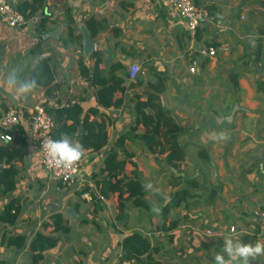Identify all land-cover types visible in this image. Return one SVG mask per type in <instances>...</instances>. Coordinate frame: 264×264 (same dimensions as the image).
Segmentation results:
<instances>
[{"label":"crops","instance_id":"crops-1","mask_svg":"<svg viewBox=\"0 0 264 264\" xmlns=\"http://www.w3.org/2000/svg\"><path fill=\"white\" fill-rule=\"evenodd\" d=\"M44 1V8L28 9L23 28L0 21V135L2 119L14 110L26 142L23 161L15 163L16 190L0 197V264H119L123 241L133 233L149 240L153 257L162 264H215L217 254L227 264H244L232 261L223 246L225 240L264 245L253 217L264 206V0H195L209 15L195 44L186 21L161 0ZM89 22L98 31L94 37ZM207 47L216 48L217 56L202 57L200 50ZM94 52H100L98 66ZM41 55L54 69L49 88L23 93L6 86L12 69L29 80ZM81 62L91 81L82 78ZM195 62L197 73L191 74ZM114 64L125 67L116 75L124 79L126 91L119 108L105 109L93 77L98 71L109 76ZM132 66L142 69L134 80ZM155 89L162 109L179 127L185 162L179 168L165 162L161 172L158 151L141 146L134 153L129 142L136 167L128 164L126 175L136 172L149 209L121 211L115 195L101 199L95 215L92 195L98 194L104 160L118 152L117 140L134 124L138 98L145 101ZM75 104L82 118L90 109L107 118L109 141L98 153L82 151L78 178L66 187L42 167L40 136L30 123L36 106ZM76 135L81 144V128ZM147 156L156 160L150 163ZM12 200L19 206L14 222L3 219ZM57 216L67 233L55 232ZM39 234L57 244L34 262L31 246ZM248 264H264V255L249 257Z\"/></svg>","mask_w":264,"mask_h":264},{"label":"trees","instance_id":"trees-1","mask_svg":"<svg viewBox=\"0 0 264 264\" xmlns=\"http://www.w3.org/2000/svg\"><path fill=\"white\" fill-rule=\"evenodd\" d=\"M44 0H32V3L24 2L19 4L17 9L26 16L28 9L38 10L44 8ZM34 6V7H33ZM41 30L44 29L45 22L40 23ZM88 28L92 36H96L98 31L92 27V22L88 23ZM73 31L69 30V37L72 40ZM35 51L40 53V45L35 47ZM41 57L38 59L29 80H35L38 88H49L53 84V72L50 67L49 58ZM93 58L95 65L101 62L100 52H94ZM81 64V76L87 81H91V72ZM95 66V67H96ZM152 70V69H151ZM118 71H125L121 64H114L109 69V76L98 71L94 74L93 80L99 87L98 102L105 109L119 108L123 102L121 95H124L126 87L124 79L116 74ZM161 84L162 80L158 81ZM161 82V83H160ZM154 90V85H150ZM49 91H47V94ZM160 94L146 93V99L143 101L139 97V103L136 109L134 124L130 130L121 135L116 142L118 152H112L103 163L100 170L98 194L92 195V201L95 203V215L101 207L102 200H110L118 195V204L121 211L128 209L148 210L149 207L145 201V188L138 179L136 172L133 177L126 175L127 165L136 167L133 162L135 154L129 150L128 143L140 141L152 154L158 151V159L164 158L166 164L173 168H179L185 162V152L178 142L179 127L174 124L169 114L164 112L160 100ZM118 96V97H117ZM47 113L55 122L53 139L58 140L62 136L70 137L74 142L77 138L78 128H81L80 141L83 150L98 153L109 141L110 123L96 109H90L83 116V111L79 105H72L64 108H46ZM93 117L94 120L90 121ZM139 130L142 134L138 135ZM2 133L12 134L13 140L10 143L0 142V197H5L16 190V180L18 170L15 163L24 159L23 150L26 147L24 131L22 126L17 125L11 130L2 128ZM19 212V206L16 200H12L4 209L3 219L14 222ZM56 226V233H67L68 228L63 226L62 218L57 216L53 222ZM14 242V241H11ZM57 239L47 235L39 234L32 243V250L35 251L34 262L42 259V254L55 247ZM122 261H134L137 264H162L153 257L152 248L149 240L140 233H133L123 241Z\"/></svg>","mask_w":264,"mask_h":264},{"label":"built area","instance_id":"built-area-1","mask_svg":"<svg viewBox=\"0 0 264 264\" xmlns=\"http://www.w3.org/2000/svg\"><path fill=\"white\" fill-rule=\"evenodd\" d=\"M165 7L174 9L180 17L187 23L188 38L192 44H195L198 39L201 25H203L209 18L208 13L198 7L195 0H161ZM18 0H0V21L11 29H20L27 25L28 19L18 9ZM96 49V48H95ZM200 55L204 58H214L217 56L216 48H203L200 50ZM197 63L195 62L190 68L191 74H196ZM141 72L140 67L132 66L130 68V77L132 80L136 79ZM19 125V117L14 110L9 111L2 119V128L11 130ZM31 131L40 136L39 148L41 153V165L45 171L52 177L54 181L61 183L63 186H71L75 183L80 172V162L76 161L68 166L57 165L52 161L51 156L47 153L46 148L43 147L48 142L53 141V132L55 130V122L53 118L47 113L46 107L36 106L32 115L30 123ZM13 140L12 134L2 133L0 141L10 143ZM254 219L259 224L260 233L264 236V206L257 208L253 212ZM208 236L212 233L207 232ZM119 264H137L134 261H121Z\"/></svg>","mask_w":264,"mask_h":264},{"label":"clouds","instance_id":"clouds-1","mask_svg":"<svg viewBox=\"0 0 264 264\" xmlns=\"http://www.w3.org/2000/svg\"><path fill=\"white\" fill-rule=\"evenodd\" d=\"M6 86L9 89L26 93L37 87V83L35 80H21L17 71L12 69L7 76ZM43 147L46 148V151L51 156L52 161L55 164L62 166H68L78 161L83 151V146L78 142H74L68 136H62L58 140L48 142ZM149 187H151V185H149ZM223 248L224 253H226L232 261L241 259L244 264H248L249 257L264 255V245L259 243L253 246L245 245L241 242L234 243L231 240H225ZM214 260L215 264H227L225 256L222 254H217L214 257Z\"/></svg>","mask_w":264,"mask_h":264},{"label":"rangeland","instance_id":"rangeland-1","mask_svg":"<svg viewBox=\"0 0 264 264\" xmlns=\"http://www.w3.org/2000/svg\"><path fill=\"white\" fill-rule=\"evenodd\" d=\"M141 72H142V69H141ZM137 109V108H136ZM131 127V126H130ZM127 129H128V127H127ZM129 130H130V128H129ZM128 130V131H129ZM127 131V132H128ZM130 147L132 148V150H133V152L134 153H139V147H141V146H145L143 143H141L140 141H138V140H136L135 142H130ZM140 145V146H139ZM147 149V148H146ZM148 150V149H147ZM140 152H142V155H145V152H143V151H140ZM155 156V155H154ZM81 158H83V156L81 155V157H80V159ZM79 159V160H80ZM78 160V161H79ZM146 160H148V162H154V160H156V159H151V158H149L148 156L146 157ZM101 161H102V159H101ZM80 162V161H79ZM159 163V164H158ZM165 164V161H164V158H160V162H157V165H158V167H159V169H160V171L161 172H165L164 170H165V166H163Z\"/></svg>","mask_w":264,"mask_h":264},{"label":"water","instance_id":"water-1","mask_svg":"<svg viewBox=\"0 0 264 264\" xmlns=\"http://www.w3.org/2000/svg\"><path fill=\"white\" fill-rule=\"evenodd\" d=\"M93 50H95V45L92 47Z\"/></svg>","mask_w":264,"mask_h":264}]
</instances>
